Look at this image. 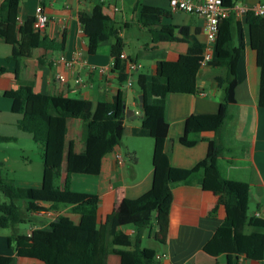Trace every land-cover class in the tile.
Here are the masks:
<instances>
[{
	"label": "crops",
	"instance_id": "1",
	"mask_svg": "<svg viewBox=\"0 0 264 264\" xmlns=\"http://www.w3.org/2000/svg\"><path fill=\"white\" fill-rule=\"evenodd\" d=\"M139 2L169 10L171 16L162 17L160 22L172 23L176 26L174 31L179 38L184 36L181 33L184 30L186 35L193 36L201 43L205 42L203 17L188 13V22H174V14L180 10L170 9L166 0H20L18 12L20 21L28 16H34L38 4L42 5V12L48 17L42 30H34V37L40 34L57 41L63 38L64 46L60 51L36 48L30 57L21 58L16 62L8 60L14 47L0 39V67L4 68V71L0 72V135L8 138L0 141V150L12 146L22 149L21 147L27 146L30 150H38V152L40 150L41 155L43 150L41 143L34 141L30 133L17 126L16 121L20 114L10 110L11 95L18 86L14 73L16 68L20 82L32 81L34 97L48 93H63L88 99L92 107H95L97 101H111L117 91L121 90L124 105L132 110L128 116L124 115V124L140 125L141 109L138 97L143 93L136 85L137 74L154 73L158 58L181 61L187 44L181 40L154 41L149 29L138 20ZM257 3L264 1L236 0V4L247 6ZM95 4H100L103 12L116 22L120 39L117 44L115 37H109L98 45L93 54H89L78 14L90 13ZM233 18L234 20L229 24L224 20L219 23L218 35L212 51L215 49L222 55L227 53L221 49L225 32L229 30L236 43L237 29L234 21H240L245 42V77L235 87V103L229 108L230 117L220 128L217 136L224 144L227 134L235 130L230 124L236 123L235 133H238L236 139L247 141L248 149L243 157H238L239 152L236 156L222 153L218 165L222 164L220 168L231 189L247 191L249 198L256 190L254 197L256 203L250 212L252 213L264 208V106H259L256 100L259 69L255 62L254 51L249 46L247 26L243 21L244 14H236ZM119 53H123L125 57L120 58ZM61 56L66 61H71V67L65 65ZM38 58H41L40 62ZM126 58L133 59V67L127 61L123 62ZM116 60L118 66L114 65ZM89 64L96 66V69L89 70ZM60 73L65 74L66 82L58 81L57 76ZM122 73L126 74V78L120 81L119 75ZM223 73V68L208 64L202 66L197 75L196 93H170L167 97L165 116L168 121V133L164 139V150L170 162L168 174L172 203L167 215H155L152 228L141 241L142 247L155 251L154 258L160 264H224L225 254L230 251L229 239L233 234L235 215L234 202L221 191L220 184L215 179L204 178L200 184L183 182L190 169L205 157L206 139L215 136V133L213 131L202 133L203 138L191 147L179 142L186 116L192 113L217 111L222 90L217 86L214 76ZM76 77L80 78L84 85L75 83ZM152 93L155 95L156 90L152 89ZM239 122L243 124L241 127L238 125ZM81 129L82 123L79 119L66 120L65 156L69 140L73 141L74 151L82 150ZM136 138L140 139L139 146L129 145L125 153L118 146L106 153L102 157L97 174L76 173L71 178L72 190L97 195L98 203L95 211L98 219L113 211L123 197H137L151 186L153 139ZM1 152L2 165L11 161L12 158L7 150ZM117 154L121 159H118ZM12 160L17 161L14 157ZM37 169L34 176L20 175L13 171L9 179L18 185L40 186L42 159L38 162ZM64 169L65 159L60 170L61 175L56 179V184L59 186L63 183ZM42 205L43 209L29 213L31 221L24 231L33 228L48 230L58 215L67 216L74 224L79 221L80 212L74 211L73 205L51 202ZM126 229L128 232L132 231L130 227ZM15 230L21 232L18 225ZM10 232V228L0 227V254L16 256L15 249L7 240ZM144 237H147L149 245L142 244ZM130 251L135 264H151V261L139 250L130 248ZM16 264L42 263L36 259L16 257ZM106 264H120V257L110 254ZM242 264H264V261L244 259Z\"/></svg>",
	"mask_w": 264,
	"mask_h": 264
},
{
	"label": "trees",
	"instance_id": "2",
	"mask_svg": "<svg viewBox=\"0 0 264 264\" xmlns=\"http://www.w3.org/2000/svg\"><path fill=\"white\" fill-rule=\"evenodd\" d=\"M19 4L20 0L0 2V39L14 47L8 60L17 62L21 58L30 57L36 48L45 51L62 50L63 38L57 41L40 34L34 37V16L18 21ZM222 4L233 6L236 0H222ZM138 5V20L149 29L154 41L181 40L187 44L181 61L158 58L154 73L137 74L136 85L143 93L140 125L124 124V96L121 90L117 91L111 101H97L95 107H92L88 99L63 93L34 97L32 81L20 82L17 68L14 70L18 86L11 95L10 110L20 114L17 126L42 144V179L40 186H23L0 173V227L11 229L7 240L16 253V256L0 254V264H16V257L36 259L42 264H106L110 254L118 255L120 264H135L130 248L139 250L151 264H160L154 258L155 251L142 247L141 241L152 228L155 215H167L172 203L168 174L170 162L164 150V139L168 133L166 102L170 93L197 92V75L204 43L186 35L184 30L181 32L184 36L179 38L174 31L176 26L161 23L162 17L171 16L169 10L140 2ZM233 16L231 14L224 21L229 24L234 20ZM78 19L89 54H93L98 45L109 37H115L119 43L117 24L103 12L100 4H95L90 13L79 12ZM243 19L247 26L249 46L254 51L259 69L256 100L259 106H264V16L247 11ZM234 24L237 42H234V36L227 30L221 44V49L227 53L222 55L214 49L208 62L212 67L224 69L223 74L214 76L217 86L222 90L218 109L213 113H192L186 116L179 136L180 144L191 147L203 138L202 133H215V136L206 139L205 157L190 169L183 182L200 184L204 178L215 179L221 191L234 202L233 234L229 239L230 251L225 254L224 264H242L240 256H243V260L264 261V216H254L249 212L248 192L231 189L218 165L225 146L217 133L230 117L229 108L235 103V87L245 77L244 34L241 22L234 21ZM38 60L40 62L41 58ZM126 61L132 62L133 59L126 58L123 62ZM117 63L116 60L114 65L118 66ZM2 71L4 68L0 67ZM125 78V73L119 75L120 81ZM152 89L156 90L155 95ZM68 118L81 121L83 148L79 152L74 151L73 141L69 140L65 156ZM126 134L153 139L151 186L137 197H123L113 211L98 219L95 211L97 195L72 190L70 181L76 173L97 174L102 157L120 146L121 138ZM6 139L0 135V141ZM64 159L63 183L59 186L56 179L61 175ZM45 202L73 205V210L80 212L79 221L74 224L67 216L58 215L48 230H15L17 225L29 223V213L43 209L42 203ZM127 227L132 231L128 232Z\"/></svg>",
	"mask_w": 264,
	"mask_h": 264
},
{
	"label": "built area",
	"instance_id": "3",
	"mask_svg": "<svg viewBox=\"0 0 264 264\" xmlns=\"http://www.w3.org/2000/svg\"><path fill=\"white\" fill-rule=\"evenodd\" d=\"M170 9L180 10L187 13H193L203 17V32L205 34L203 56L200 60V66H206L212 57V46L216 38L219 23L225 20L231 14L243 15L247 11H252L256 15L264 16V3H257L252 6L244 4H235L233 6H224L222 0H166ZM18 21H20L18 19ZM48 21V17L42 12V5L38 4L36 7L33 29L36 31L42 30ZM120 58H124L123 53H119ZM65 61L67 67H71V61H66L63 56L60 57ZM130 66H134L131 61H128ZM89 70H95L96 66L89 64ZM58 81L60 83L66 82L65 74H58ZM74 82L84 85V82L80 78H74ZM118 159H121L117 154ZM254 216H264V208L261 210H255L252 212ZM239 260L243 261V256L239 257Z\"/></svg>",
	"mask_w": 264,
	"mask_h": 264
},
{
	"label": "rangeland",
	"instance_id": "4",
	"mask_svg": "<svg viewBox=\"0 0 264 264\" xmlns=\"http://www.w3.org/2000/svg\"><path fill=\"white\" fill-rule=\"evenodd\" d=\"M264 1V0H263ZM189 20V15L188 13H184L182 11H178L174 14V22H179V23H186ZM231 126L233 125L234 127V132L230 131L227 136L225 137V141H224V146L225 149L223 151V154H228V155H234L236 156V153L239 152L240 155H238V157H243L246 155L247 153V149H248V142H244L243 140H239L236 139V134H238L236 131L237 128V124H230ZM238 125L241 127L243 124L241 122L238 123ZM243 131V130H242ZM239 132V130H238ZM149 140L151 137H147ZM147 139V140H148ZM139 138H136L135 136H131V135H123L121 138V143H120V148L122 149V152L125 153L126 151V147L129 145H136L139 146ZM242 145V147L240 146ZM22 149L18 148V147H10V148H4L0 150V161L1 158L3 157V154L1 151H8L10 153L11 158L17 161H14L11 159V161H8L7 163H4L1 167V173L2 176L5 178H9L12 176L13 171H15V173H18L20 175H26V176H34V174L36 173L37 166H38V162L41 161V151L38 150H30L27 146L21 147ZM234 148V150L232 149ZM230 149V150H229ZM243 149V150H240ZM234 151H236L234 153ZM242 151V152H241ZM220 160V159H219ZM222 162V160H221ZM29 165V167H27L26 165ZM222 165V164H221ZM219 165V167L221 166ZM246 175V172H245ZM255 189V188H254ZM256 190L253 191V193L250 195L249 198V202H248V209L249 212L252 211V209L255 206V199L254 197H256ZM18 227L20 228V231H24V229H27L29 227V223L25 222V223H21L18 225ZM143 245H149L148 241H147V237H144Z\"/></svg>",
	"mask_w": 264,
	"mask_h": 264
},
{
	"label": "water",
	"instance_id": "5",
	"mask_svg": "<svg viewBox=\"0 0 264 264\" xmlns=\"http://www.w3.org/2000/svg\"><path fill=\"white\" fill-rule=\"evenodd\" d=\"M139 99V107L140 109L142 108V105H143V95H139L138 97ZM123 109H124V112H125V115L128 116V113L132 110H130L129 108H127L125 105L123 106ZM140 115H141V112H140Z\"/></svg>",
	"mask_w": 264,
	"mask_h": 264
}]
</instances>
